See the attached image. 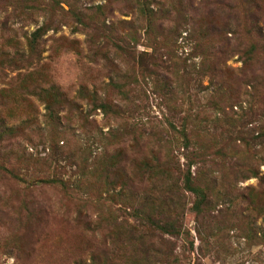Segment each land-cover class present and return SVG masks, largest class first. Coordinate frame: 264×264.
<instances>
[{"label":"rangeland","instance_id":"rangeland-1","mask_svg":"<svg viewBox=\"0 0 264 264\" xmlns=\"http://www.w3.org/2000/svg\"><path fill=\"white\" fill-rule=\"evenodd\" d=\"M153 232L151 264H264V0H0V264Z\"/></svg>","mask_w":264,"mask_h":264},{"label":"trees","instance_id":"trees-1","mask_svg":"<svg viewBox=\"0 0 264 264\" xmlns=\"http://www.w3.org/2000/svg\"><path fill=\"white\" fill-rule=\"evenodd\" d=\"M157 159V158H156ZM215 180V179H214ZM174 192V190H170L168 193H173ZM149 237V238H148ZM156 234H155V232H153L152 234H150L149 236H147V238H146V236L145 235H143V236H141L140 238H139V243H138V250L140 251V252H142V254H145L146 255V260H147V262H148V264H151L152 262L150 261L151 260V256H150V254H151V252L152 251H157L156 249H157V246H161L162 245V243H159L157 240H156ZM159 253H160V251H158ZM141 254V256L143 257V255ZM164 255L166 254L167 255V257L169 256H171V254L168 252V251H166L165 253H163ZM170 263H172L170 260H169V258H168V260H165L162 264H170Z\"/></svg>","mask_w":264,"mask_h":264}]
</instances>
